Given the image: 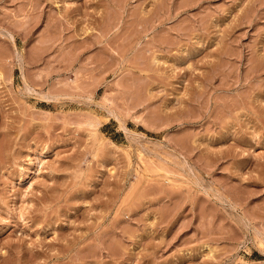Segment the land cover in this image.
Wrapping results in <instances>:
<instances>
[{
  "label": "rangeland",
  "instance_id": "obj_1",
  "mask_svg": "<svg viewBox=\"0 0 264 264\" xmlns=\"http://www.w3.org/2000/svg\"><path fill=\"white\" fill-rule=\"evenodd\" d=\"M0 264H264V0H0Z\"/></svg>",
  "mask_w": 264,
  "mask_h": 264
}]
</instances>
